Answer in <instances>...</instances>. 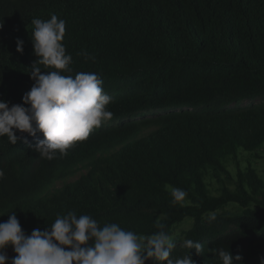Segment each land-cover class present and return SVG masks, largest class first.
<instances>
[{"label": "trees", "instance_id": "16d2710c", "mask_svg": "<svg viewBox=\"0 0 264 264\" xmlns=\"http://www.w3.org/2000/svg\"><path fill=\"white\" fill-rule=\"evenodd\" d=\"M52 14L66 23L70 74L97 73L113 117L51 161L30 147L42 133L16 131L15 145L0 137V223L14 213L30 235L71 210L100 227L151 235L163 224L170 235L188 218L173 258L189 252L195 264H221L224 249L241 264H260L264 181L249 162L232 177L224 160L264 145V103L229 108L264 99V0H0V100L9 107L34 83L31 20ZM84 51L95 61L78 55ZM154 110L171 111L135 119ZM170 186L186 191L184 201L172 202ZM228 204L241 213H218ZM186 239L204 251L184 247Z\"/></svg>", "mask_w": 264, "mask_h": 264}, {"label": "clouds", "instance_id": "9594fccd", "mask_svg": "<svg viewBox=\"0 0 264 264\" xmlns=\"http://www.w3.org/2000/svg\"><path fill=\"white\" fill-rule=\"evenodd\" d=\"M31 40L36 60L30 67V78L34 81L30 91L22 96V104L0 100V137H7L15 145L16 131L35 137L43 134L32 147L41 158L49 161L68 154L77 142L86 140L95 128L112 119L107 110L112 98L104 93L102 80L95 72H77L71 75L72 56L66 54L62 41L66 23L52 14L50 19L33 18ZM2 27V24H0ZM23 41L17 39L16 51L23 53ZM85 60L95 61L84 51L78 53ZM43 66V67H41ZM46 69V72H41ZM69 73V74H65ZM23 105H28L24 107ZM4 171L0 169V179ZM171 187V186H170ZM126 195V194H125ZM172 202L184 201L186 191L171 187ZM216 220L210 215L208 221ZM160 231L137 234L121 228L117 223H106L100 227L90 215H77L68 211L58 215L45 230H33L25 235L15 214L0 223V264L9 261L5 249L11 246L15 257L10 264H195L189 255L183 258L171 256L175 242L171 235L158 225ZM183 246L204 251L199 242L186 239ZM221 264H241L242 257L233 256L228 250H218ZM264 264V257L260 258Z\"/></svg>", "mask_w": 264, "mask_h": 264}, {"label": "rangeland", "instance_id": "374dc122", "mask_svg": "<svg viewBox=\"0 0 264 264\" xmlns=\"http://www.w3.org/2000/svg\"><path fill=\"white\" fill-rule=\"evenodd\" d=\"M263 103H264L263 98L262 99L254 98V99L244 100L237 104H231L229 108L230 109L246 108L252 105H261ZM170 111L171 110L146 111L136 115L135 119L158 117L167 114ZM246 162H249L250 166L257 172L259 178L264 181V145L259 149H257L255 152L252 153L241 152L236 159L227 158L226 160H224L226 169L230 172L232 177H234L236 170L238 168L243 169L245 167ZM205 182L209 192L217 195L218 186L216 182L209 177L205 178ZM224 182L227 187L233 189V183L229 179L225 180ZM241 211L242 209L237 205L228 204L218 213L239 214L241 213ZM191 225H192V220L187 218L172 228L170 235L173 237L176 246H179L182 243L184 238V233L190 229ZM12 251L13 250L10 245L6 247V255L8 256V258H10ZM7 264H10L9 261L7 262Z\"/></svg>", "mask_w": 264, "mask_h": 264}]
</instances>
